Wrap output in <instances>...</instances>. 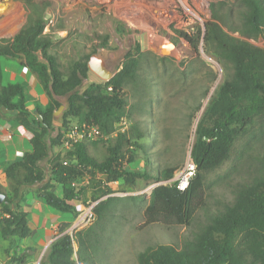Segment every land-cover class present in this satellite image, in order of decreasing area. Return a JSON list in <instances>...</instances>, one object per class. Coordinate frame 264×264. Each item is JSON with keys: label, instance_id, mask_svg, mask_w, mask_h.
<instances>
[{"label": "trees", "instance_id": "16d2710c", "mask_svg": "<svg viewBox=\"0 0 264 264\" xmlns=\"http://www.w3.org/2000/svg\"><path fill=\"white\" fill-rule=\"evenodd\" d=\"M26 5L30 7L27 22L11 39L0 41V58L22 59L38 77L50 101L45 109L36 106L44 116L47 124L44 127L27 105L25 86L18 81L0 82V115L2 108L15 110V119L28 130L32 145L31 151L8 166L7 188L0 185V192L6 195L0 203V236L5 240L31 236L29 213L20 204L25 187L40 184L37 193L46 204L76 216L80 213L76 202L84 193L79 180L88 173L96 171L111 182L120 180L129 184L138 178H151L147 145L142 142L146 132L134 127L136 132L116 133V123L128 114L123 87L126 77L133 73V61H126L111 79L104 83L91 82L81 91L83 81L88 78L89 59L75 60L65 75L51 50L53 41L44 32L42 8L32 0H26ZM231 12L223 3H212L213 20L206 22L198 39L182 33L196 49L203 40L206 50L229 66L231 74L216 89L197 126L191 151L197 169L189 187L181 190L177 181L164 182L175 176V167L158 171L154 178L161 183L152 189L144 211L147 225L154 222L190 225L197 211L206 206V173L223 164L237 137L264 118V48L250 41L264 37V0H241L238 22L226 19ZM63 96L67 107L61 115L57 134L51 136L55 129L54 111L61 105L56 97ZM73 119L77 123L96 125L108 135L103 145L107 154L102 160L92 154L85 141L50 158L54 147H62ZM45 160H49L50 173L43 182ZM140 162L142 171L137 169ZM57 186L61 188L60 193L53 189ZM104 200L94 208L98 220L104 217V207L110 206L112 199ZM93 228H77L59 236L48 247L44 262L96 264L92 251ZM37 247L34 243L30 250L35 252ZM27 257L12 259L15 264H27ZM138 264H264V176L241 185L232 203L215 213L182 248L172 244L149 245L139 252Z\"/></svg>", "mask_w": 264, "mask_h": 264}, {"label": "rangeland", "instance_id": "374dc122", "mask_svg": "<svg viewBox=\"0 0 264 264\" xmlns=\"http://www.w3.org/2000/svg\"><path fill=\"white\" fill-rule=\"evenodd\" d=\"M32 2L42 8L44 32L53 41L51 50L57 55L65 75L80 58H101L113 76L123 69L126 61H133V73L126 77L123 87L128 114L116 123V133L136 132V129L146 132L142 142L147 145L151 178H138L134 184L120 180L111 182L94 171L79 180L84 188L80 211L91 203L99 206L104 199H112L110 206L104 207L101 220L95 214L89 223L76 226V229L94 227L92 251L96 264H138L139 252L149 245L172 244L182 248L215 213L232 203L241 185L264 176V118H260L248 132L237 137L229 158L206 173V206L197 211L190 225L145 224L144 211L151 191L161 183L154 178L156 173L175 167L176 175L185 166L191 157L199 121L216 89L231 74L229 66L206 50L203 40L196 49L182 33L198 39L206 22L213 20L212 3H223L232 11L226 19L238 22L241 0ZM29 13L26 0H0V41L11 39L27 22ZM233 35L239 36L238 33ZM250 41L264 48L263 36ZM127 55L131 58L127 59ZM105 81L90 69L80 90H85L91 82ZM59 98L64 108L54 115L56 121H61L67 107L66 97ZM72 122V125L77 123ZM56 129L52 135H56ZM105 139L88 142L92 154L99 160L107 154L103 146ZM141 163L138 171H142ZM42 167L48 176L49 160L43 161ZM60 190L58 187L56 192ZM73 231L69 228L67 232ZM32 246L30 237L5 240L0 236V264H15L12 257L21 255L28 256L27 264H46L47 249L37 247L32 252Z\"/></svg>", "mask_w": 264, "mask_h": 264}, {"label": "crops", "instance_id": "0c3cea01", "mask_svg": "<svg viewBox=\"0 0 264 264\" xmlns=\"http://www.w3.org/2000/svg\"><path fill=\"white\" fill-rule=\"evenodd\" d=\"M21 82L25 86V94L28 107L34 111L39 106L45 109L50 98L33 71L23 63L22 59L12 57L0 58V82L7 84L10 82ZM60 101L59 97H56ZM33 107V108H32ZM35 113V112H34ZM16 111L7 108L1 109L0 115V185L7 188L6 170L8 166L19 160L26 152L32 150L30 135L28 130L15 119ZM34 117L31 116V119ZM73 121H76L73 119ZM57 124V125H56ZM61 121L54 120L56 131ZM55 130V129H54ZM57 134V133H56ZM51 136H55L52 135ZM91 144H89L90 146ZM67 150L63 145L61 149H53L50 157L54 153ZM49 175L43 182H46ZM40 184L25 187L24 198L20 201L21 206L29 213L28 223L31 228L30 239L41 248H46L63 235L74 224L76 218L72 213H63L48 204L37 193ZM59 186L53 188L57 190ZM82 200L76 202L80 211Z\"/></svg>", "mask_w": 264, "mask_h": 264}, {"label": "built area", "instance_id": "2783aa9c", "mask_svg": "<svg viewBox=\"0 0 264 264\" xmlns=\"http://www.w3.org/2000/svg\"><path fill=\"white\" fill-rule=\"evenodd\" d=\"M102 138H108V135L101 131V129H99L96 125L89 123H76L69 127L66 131L63 138V146L66 149H70L75 143L83 141L94 142ZM196 169V163L193 161L192 157H189L185 166L175 175V177L169 179V181H177L178 188L186 190L190 185L192 177L195 175ZM96 204V202L91 203L80 211L78 214L79 218L76 219L74 224L70 227L72 231L81 223H89L93 218H95L94 208Z\"/></svg>", "mask_w": 264, "mask_h": 264}, {"label": "water", "instance_id": "95a60500", "mask_svg": "<svg viewBox=\"0 0 264 264\" xmlns=\"http://www.w3.org/2000/svg\"><path fill=\"white\" fill-rule=\"evenodd\" d=\"M89 68L100 75L102 78L109 80L112 78L113 73L112 71L106 66L105 62L97 57V56H91L88 62ZM64 108V105H60L57 110L54 111V115H56L58 112L61 111V109ZM35 114L37 115L38 119L42 123L44 127H47V124L44 122V116L41 112H39L38 109H35ZM6 195L2 192H0V203L4 202Z\"/></svg>", "mask_w": 264, "mask_h": 264}, {"label": "bare ground", "instance_id": "6f19581e", "mask_svg": "<svg viewBox=\"0 0 264 264\" xmlns=\"http://www.w3.org/2000/svg\"><path fill=\"white\" fill-rule=\"evenodd\" d=\"M155 11L157 12L158 11V9H155ZM170 17V16H169ZM166 19V17H164V20Z\"/></svg>", "mask_w": 264, "mask_h": 264}]
</instances>
